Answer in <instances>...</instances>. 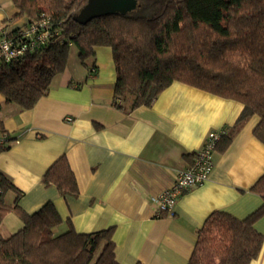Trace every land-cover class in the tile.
Segmentation results:
<instances>
[{"label":"crops","instance_id":"obj_1","mask_svg":"<svg viewBox=\"0 0 264 264\" xmlns=\"http://www.w3.org/2000/svg\"><path fill=\"white\" fill-rule=\"evenodd\" d=\"M11 0H0V37L25 26L14 18ZM87 66L65 79L56 75L31 109L4 103L2 128L16 139L0 152V172L22 192L17 205L28 213L52 201L63 223L77 233L111 228L118 264H187L197 231L214 211L244 219L261 204L251 187L264 174V144L255 138V114L235 127L242 103L174 81L150 106L128 109L130 97L114 105L116 80L111 48L97 46ZM94 65L96 70L89 72ZM68 118L71 120L68 121ZM226 130L213 152V168L200 186L182 194L171 210L155 215L153 197L169 189L211 131ZM1 133V131H0ZM224 146V147H223ZM65 156L76 179L77 196H61L42 177ZM15 193L5 195L13 205ZM13 211L2 219L8 237L22 227ZM264 238V215L254 223ZM249 264H264V239Z\"/></svg>","mask_w":264,"mask_h":264},{"label":"trees","instance_id":"obj_2","mask_svg":"<svg viewBox=\"0 0 264 264\" xmlns=\"http://www.w3.org/2000/svg\"><path fill=\"white\" fill-rule=\"evenodd\" d=\"M11 1L17 9L14 18L33 21L43 15L52 27L44 45L9 63L0 62L4 103L31 109L66 69L70 46L77 47L84 66L95 47L107 46L116 73L117 107H122L118 99L128 97L129 110L150 106L172 82L185 83L242 103L235 127L257 115L253 134L264 144V0H136V7L126 14H104L86 22L73 17L87 0ZM95 70L89 67L90 73ZM0 131L7 133L1 121ZM220 139L226 146L231 134ZM42 183L54 185L61 196L78 194L65 156L46 170ZM251 190L261 196L262 204L244 219L212 212L197 231L187 264H249L258 256L264 238L254 223L264 215V174ZM9 191L15 193L13 205L4 200ZM21 196L0 172V225L11 211L23 223L8 237L0 233V264H118L112 227L77 233L68 222L64 232L54 234L53 228L63 220L52 201L28 213L17 205Z\"/></svg>","mask_w":264,"mask_h":264},{"label":"built area","instance_id":"obj_3","mask_svg":"<svg viewBox=\"0 0 264 264\" xmlns=\"http://www.w3.org/2000/svg\"><path fill=\"white\" fill-rule=\"evenodd\" d=\"M51 27L50 19L41 15L17 29L14 35L4 33L0 37V62L9 63L44 45L51 35ZM225 134V129L211 131L195 153L192 162L177 171L173 185L153 197L155 215L160 216L170 211L182 194L202 185L208 179L213 168V152ZM12 142L7 133L0 134V148Z\"/></svg>","mask_w":264,"mask_h":264},{"label":"water","instance_id":"obj_4","mask_svg":"<svg viewBox=\"0 0 264 264\" xmlns=\"http://www.w3.org/2000/svg\"><path fill=\"white\" fill-rule=\"evenodd\" d=\"M136 7V0H87L73 17L77 22L112 13L126 14Z\"/></svg>","mask_w":264,"mask_h":264},{"label":"rangeland","instance_id":"obj_5","mask_svg":"<svg viewBox=\"0 0 264 264\" xmlns=\"http://www.w3.org/2000/svg\"><path fill=\"white\" fill-rule=\"evenodd\" d=\"M86 63H90L89 59L85 60ZM81 68H83V65L78 57V50L77 47L72 45L69 48V55H68V63L66 66L65 71L60 75L57 76L65 79L68 76H75V72L79 71Z\"/></svg>","mask_w":264,"mask_h":264}]
</instances>
